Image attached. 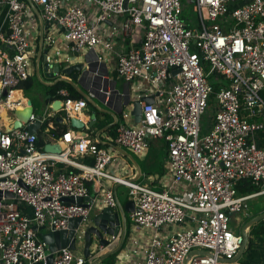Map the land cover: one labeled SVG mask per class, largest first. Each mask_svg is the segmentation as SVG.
I'll return each instance as SVG.
<instances>
[{"label":"built area","instance_id":"2783aa9c","mask_svg":"<svg viewBox=\"0 0 264 264\" xmlns=\"http://www.w3.org/2000/svg\"><path fill=\"white\" fill-rule=\"evenodd\" d=\"M73 1L30 0L49 25L43 37L53 45L60 29L69 51L93 52L98 63H113L117 77L128 84L130 102L109 142L143 155L149 141L162 140L169 179L154 190L149 178L142 184L112 173V148L75 141L72 130L56 142L64 146L60 154L45 153L37 145L38 134L26 129L34 114L21 128H10L17 108H27L19 87L33 75L26 27L32 10L26 0H0V264H46L47 246L38 229L67 231L75 218H81L74 229L75 250L52 252L51 264H87L82 227L92 209L85 205L91 199L116 210L112 185L124 187L134 204L128 217L134 232L146 233L131 245L136 254L144 243L142 259L134 264H185L193 252L205 254H193L188 264H239L224 262L241 245L230 221L248 212L249 200L264 195V147L256 139L264 131V0L237 6L236 0H185L194 5L196 27L192 18L183 20L182 0ZM135 37H141L138 46ZM46 62L64 69L72 64L58 50L46 54ZM16 91L21 98L15 100ZM143 97H152L153 103L140 102L135 124L132 102ZM57 99L67 124L87 106L66 89L52 100ZM208 108L202 134L200 121ZM47 109L41 127L58 114L50 102ZM48 127L53 129L49 123L46 132ZM69 167L77 172H68ZM241 181L258 192L239 196ZM87 184L95 188V197ZM119 236L111 237L109 249ZM122 260L117 255L114 264Z\"/></svg>","mask_w":264,"mask_h":264},{"label":"water","instance_id":"95a60500","mask_svg":"<svg viewBox=\"0 0 264 264\" xmlns=\"http://www.w3.org/2000/svg\"><path fill=\"white\" fill-rule=\"evenodd\" d=\"M29 7L36 13L39 23H40V37H41V45L43 38V31L48 29L49 25L47 22H43L40 18L36 7L30 2V0H26ZM76 57V63H72L67 68H61L58 64L52 66L48 65L46 62V55L36 59L35 64V75L39 79V69L38 64L41 62V66L43 71L49 78H54L55 75H65L68 78H60L57 82H65L69 84L74 90L87 102V106L82 110V114L91 113L89 117V122L87 124L82 123L76 118L69 119V126L71 129L81 132H92L94 130V125L96 122V118L98 115L109 116L113 122L109 125H106L102 131H109L113 128L117 123V118L120 112L126 107L129 106L130 95L128 84L124 83L122 90H118L115 88L116 82L114 80L109 79V73L106 66L102 63L97 62V57L93 52H88L85 54H74ZM178 71H175L173 75H175ZM106 78V80H103ZM110 80V81H109ZM55 82V83H57ZM54 84L44 85L47 88L53 87ZM103 84L102 87L100 84ZM89 85V87H88ZM100 88H102L103 94L99 92ZM108 91H110L109 95H105ZM102 94V95H100ZM53 96L46 95L44 101L47 108V103L50 102L51 110L59 113L61 110V102L60 100H53ZM99 101L103 107H101L96 101ZM140 102H144L145 104H152V97H143L139 101L132 102L131 115L133 116V120L135 124H138L140 121ZM106 107V108H105ZM48 111V109H47ZM34 114V109L32 106V102L27 99V108L25 110V114L20 117L17 112H15V116L17 121H13V124L10 128L19 129L22 127V123L27 124L29 117ZM43 115H35V120L28 124L26 129L29 133L38 134L41 128V120ZM55 120L59 124H67L63 121L61 117L56 116ZM99 134L96 133V139L99 144H103L99 140ZM107 146L117 150L119 152H123L130 160L132 158L127 155L126 152L122 151L118 147H113L108 144ZM43 151L49 154H60L61 148L58 143H47L43 147ZM133 161V160H132ZM138 173L140 176V170L138 168ZM139 178V177H138ZM137 180V179H136ZM1 196V192H0ZM4 197L11 198V194L4 193ZM66 203H72L71 199H64ZM81 199H76V202L81 203ZM87 207L91 206V215L88 219L83 222V247L82 254L84 258L88 261L87 264H104V261L110 257H116L123 249L125 239H126V231H127V218L126 215L134 210V204L131 200L124 204H121L119 199L116 196V210H112L104 207L103 205L95 204L91 199L89 200V205H85ZM264 221V213L258 215L247 221L242 229H241V245L237 252V255L231 260H224V262H238L242 253L245 251V248L248 243V235L246 230L250 227L258 224L259 222ZM81 223V218H75L69 220L68 230L67 231H46L45 228L41 227L38 230H45V233L41 235V239L47 246L46 251V264H51L52 257L51 253L56 250H60L68 247L70 250H75V241L73 240L74 229L79 226ZM34 230H37L34 227ZM120 232L119 239L114 246V248L109 249L108 246L111 243V237L117 238ZM193 254L203 255L205 252H193L191 253L185 261V264H188L191 256ZM93 256L92 260L89 261ZM223 261V260H222Z\"/></svg>","mask_w":264,"mask_h":264},{"label":"crops","instance_id":"0c3cea01","mask_svg":"<svg viewBox=\"0 0 264 264\" xmlns=\"http://www.w3.org/2000/svg\"><path fill=\"white\" fill-rule=\"evenodd\" d=\"M71 2H74V1L71 0ZM244 2H245V0H236V2L234 3V6L235 5L236 6L237 5H241ZM36 10L38 11V13L40 15L39 8H36ZM26 27H27V29L30 30V42H31V44H30V51H31V54H32V56H31L32 73L34 75H35L36 59L38 58V55H40V57H42L43 55H46V54H52L54 50H58L59 52H61V58H70L72 63H76V59L77 58L74 57V54L75 53H73V52H71V51H69L67 49V45L65 44V42L63 40L62 33H61L60 29H58L57 33L53 37L54 40H55V43L53 45H48V43L45 40L46 37H43L42 38L43 42H42V45H41V43H40L41 42V37H40V23H39V19H38L36 13L33 10H32L31 17H29L27 19ZM44 34H45V32H44ZM140 38L141 37H135V41H136L135 42V46H138L139 45ZM108 59H109V57H107V60ZM108 66L111 67L113 73L115 74V76H117L116 73H115V70H114L113 63H112V65L111 64L106 65L107 70H108ZM41 67L42 66H41V62H40L38 64L39 77L45 83V85L54 84L60 78H68V77H66L65 75H62V74H60L58 76H55L52 79L42 78V76L40 75V71L42 72L43 71V68H41ZM108 73H109V70H108ZM31 78H32V76H31ZM109 79L115 81V79H112L110 77V74H109ZM122 87H123V83H122ZM115 88H116V86H115ZM120 90H122V88ZM46 95H48V94L46 93L45 96ZM105 95H107V94H105ZM91 113H93V112L80 114V115H78L77 118L78 119H81L82 120V123L87 124L89 122V117H90ZM57 116L60 117L58 114H57ZM118 117H119V115H118ZM118 119H117V121H118ZM55 122H57V121L55 120ZM112 122H113V120L109 116H108L107 119H103V121H101L100 119L96 118V122H95V125H94V130L92 132H89V131L81 132V131L73 130V129L70 128L69 124H64V123L62 124L61 123V125L65 126L66 131L72 130L74 132V134H75V141H77L79 139H86V140H90L92 142H97L99 144V142L96 139V133L97 134L100 133L99 134V140L103 144H99V145L100 146L109 147L107 145L108 144L112 145L109 142V139H111V138L114 137V131H112V132H108V131L100 132V131H102V129L106 125H109ZM52 127H53V129H51L49 127L47 128L48 132H46L45 129H44L42 131V133L40 134L39 140H41L43 142V145H45L47 143H56L61 138V136H62L61 133L58 130L55 131V128H54L53 125H52ZM53 133H57L58 134L59 138L57 140L54 139ZM256 139H257V145L259 147H264V131L260 132L256 136ZM155 141H157V140H151V141L148 142V147H147V149H146V151L144 152L143 155H135V154L127 151L126 149H124L122 147H118L116 145H112L113 147H118L122 151L126 152L127 155H129L132 158L133 161L130 160L128 158V156H126L123 152H119V151L114 150L112 148L111 151L113 152L112 154L114 156V160H115V163L114 164L115 165H113V167H111V169H110L111 172L112 173L116 172L119 175H122L124 177H127L131 181H142V182H146V178H149L150 181H151V183H153V186L156 185V186H158L160 188L161 186L159 185V182H163L164 180H162V179H165V181L169 179L167 156H166L167 152H166L165 143L162 140H160L161 143H159V144H157L155 146V152H153L151 154L149 148H150V145L153 142H155ZM61 146H62V148H64L63 145H61ZM159 148H161V149L163 148V150H164V160H165V162H164V164L162 165L161 168H154V165L157 162H156V158L153 159L151 155H156V152H159L158 151ZM134 156H136L138 158V160H139L138 162L135 160ZM84 162L85 163H90L89 160H84ZM59 167H62V165L59 166ZM138 168L140 170V176H139V173H138ZM69 169L71 171L77 172V170H75L74 168L69 167L68 168V171H69ZM87 187L89 189V195L91 197H95L96 196V195H94L95 188L91 184H87ZM118 188H123V190H125V193H126V189L124 187L117 186V185H112V189L115 191L116 196H117V189ZM260 196H264V195H260ZM260 196H257V197H255L253 199H256V198H258ZM98 197H101V194H99ZM253 199H251V200H253ZM97 200L100 201L99 198H97ZM251 200H249V201H251ZM126 202H127V199H126V201L124 203H126ZM124 203H121V204H124ZM248 206H249V202H248ZM262 213H264V204L261 207V210H259L258 212H255V211H252L251 212V211H249V212H247L245 214L243 213V214H240V215H242L245 218L246 222H247L250 219H252L254 217H257L258 215H260ZM128 217H129V214L126 215V218H127V228L128 227L131 228L130 235L131 236H134L136 233L134 232L132 226L130 225V223H129L130 221H128V219H129ZM233 219L234 220L235 219L237 220V217H235ZM261 222L264 223V221H261ZM250 228L246 230V233L248 235V240H251V244H252L250 250H248L249 257L253 258L254 261L256 259L257 260V264H262V263H264V237L263 236L251 237V235H250ZM126 236H127V231H126ZM115 245H116V243H115ZM112 248H114V247H112ZM246 248H247V246H246ZM246 248H245V251H247ZM139 258L142 259V257H139ZM111 260H112L111 264H114L115 258L112 257ZM127 260H128L127 261V264H134V262H132L134 260H129V259H127ZM104 264H105V262H104Z\"/></svg>","mask_w":264,"mask_h":264},{"label":"rangeland","instance_id":"374dc122","mask_svg":"<svg viewBox=\"0 0 264 264\" xmlns=\"http://www.w3.org/2000/svg\"><path fill=\"white\" fill-rule=\"evenodd\" d=\"M182 3L186 7V10H185L186 14H184L182 16L183 20L186 21L187 19H191L192 18V21L194 22L193 27H196L197 19L195 18L196 17V12H195V9H194V5L192 3L189 4L185 0H182ZM108 70H109L110 77L112 79H115V81H116V88L118 90H120L122 88V83L123 82L117 76H115V74L113 73L111 67L108 66ZM40 75L42 76V78L52 79V78H49L44 71H42V72L40 71ZM31 80L33 81V84H32L31 88H24L22 86L19 87L20 90H21V94H22V96L24 98H27V99H29L32 102V106H33L35 115H43V116H45L46 113H47V108H46V104H45L44 99L46 97L45 94L47 93V87L44 86L45 83L41 80V78L38 79L37 76L34 75V74L32 75ZM96 102L101 107H103V105L98 100ZM210 112H211V109L208 108L206 110L205 114L201 118L200 126H201L202 134L205 133V129H206L208 123H209V114H210ZM60 115L63 116V113H61ZM56 116H57V114H56ZM97 118L100 119L101 121H103V119H107L108 116L98 115ZM159 143H161L160 140H157V141L153 142L150 145L149 150H150L151 154L153 152H155V146L157 144H159ZM158 151L159 152H156V155H151L153 159L156 158V162H157L154 165V168H161L162 165L165 162L163 148L162 149L159 148ZM134 158H135V160L137 162L139 161L136 156H134ZM162 180H165V179H162ZM140 182L142 184H144V182H142V181H140ZM151 186L153 187L154 190H159L160 189L156 185L153 186V184H151ZM183 191L185 192V194L190 193V189L187 190V188H183ZM117 197L119 198V201L121 203H124L126 201V199L128 201L127 191L125 193V190H123V188H118L117 189ZM263 204H264V196H260V197H258L256 199H253V200L249 201V210H248V212L249 211L258 212L259 210H261V207L263 206ZM128 221H129V219H128ZM245 222H246V220H245V218L242 215H237V220L233 219V220L230 221V229L233 230L235 234H240L241 233V229H242L243 225L245 224ZM44 233H45V230H42L40 232L41 235L44 234ZM130 233H131V228L128 227L127 228V236H126V239H125V244L123 246L122 251L118 254V255L121 254L124 257V260H122V262H123L122 264H127V261H128L127 259L134 260L132 262H136L139 259V257H142L141 254H139V251L143 250L144 243H140V245L138 247H136V250H137L136 254H133L131 252V250L133 249V247L131 245H132L134 240L139 239L140 237L144 236L146 233L144 231H137L134 236H131ZM128 254H130V255L128 256ZM111 259H112V257L106 259L104 261L105 264H111V262H112ZM238 263L239 264H257V260L255 259V261H254L253 258L249 257V252L248 251H244L242 253L240 259L238 260Z\"/></svg>","mask_w":264,"mask_h":264},{"label":"trees","instance_id":"16d2710c","mask_svg":"<svg viewBox=\"0 0 264 264\" xmlns=\"http://www.w3.org/2000/svg\"><path fill=\"white\" fill-rule=\"evenodd\" d=\"M186 14V11L185 13ZM32 84H33V81L31 79H28L27 81H25L24 83L21 84L22 87L24 88H31L32 87ZM20 86V87H21ZM20 89V88H19ZM61 89H66L69 93V97L72 98V99H76V100H79V99H82V97L74 90L73 87H71L69 84L65 83V82H57L55 83V85L51 88H47V94L48 95H51V96H55V94L61 90ZM214 90H217L216 86H214ZM61 113H58V115L61 117L60 115ZM55 118L53 119H49L41 128H40V131L38 132V140L40 138V134L42 133V131L48 126L49 123H51L54 128H55V131H59L61 133V135L63 133L66 132V128L65 126L55 122L54 120ZM115 128H116V125L111 128L108 132H112L114 131V135H115ZM54 135V139L57 140L59 138L58 134L57 133H53ZM40 148L43 149L44 145H43V142L41 140L38 141V144H37ZM61 166V165H59ZM68 172H74V171H71L69 169ZM236 190H237V194L239 196H244V195H249V194H254V193H257L258 192V189L253 186L249 181H241L237 184L236 186ZM250 235L251 237H257V236H263L264 237V223L263 222H260L254 226H252L250 228ZM251 240H248V243H247V251L250 250L251 248Z\"/></svg>","mask_w":264,"mask_h":264},{"label":"bare ground","instance_id":"6f19581e","mask_svg":"<svg viewBox=\"0 0 264 264\" xmlns=\"http://www.w3.org/2000/svg\"><path fill=\"white\" fill-rule=\"evenodd\" d=\"M103 80H106V78H103ZM88 87H89V85H88ZM99 92L102 93V94L104 93L102 91V89L99 90ZM102 94H100V95H102ZM11 97H12V99H15V100L16 99H20L21 98L20 92L16 91V92L12 93ZM25 110L26 109L23 110L21 108H17V110L15 112H17L18 116L22 117L25 114ZM72 115H74V114H72ZM2 116H4V111H2ZM72 118H74V116ZM5 123H7V122H5ZM61 148H62V146H61Z\"/></svg>","mask_w":264,"mask_h":264}]
</instances>
